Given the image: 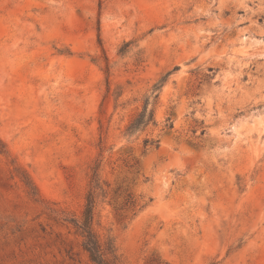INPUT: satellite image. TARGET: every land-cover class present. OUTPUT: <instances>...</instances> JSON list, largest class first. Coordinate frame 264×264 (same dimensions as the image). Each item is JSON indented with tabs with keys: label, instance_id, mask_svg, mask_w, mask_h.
<instances>
[{
	"label": "rangeland",
	"instance_id": "374dc122",
	"mask_svg": "<svg viewBox=\"0 0 264 264\" xmlns=\"http://www.w3.org/2000/svg\"><path fill=\"white\" fill-rule=\"evenodd\" d=\"M0 142V264H93L98 160L122 264H264V0H0Z\"/></svg>",
	"mask_w": 264,
	"mask_h": 264
},
{
	"label": "trees",
	"instance_id": "16d2710c",
	"mask_svg": "<svg viewBox=\"0 0 264 264\" xmlns=\"http://www.w3.org/2000/svg\"><path fill=\"white\" fill-rule=\"evenodd\" d=\"M167 76L157 82L152 87L151 92L145 95L142 109L126 128V136H134L145 131L150 125H157L155 107L160 100L161 92L167 82ZM173 128L174 122L170 117H167L165 121V130H172ZM202 134H205V130H202ZM143 144L146 149H158L160 141L145 139ZM102 151H104V147L102 148ZM0 152H5V146L1 142ZM100 168L101 162L98 160L92 168L90 187L82 216L77 217L74 215H66L64 221L71 224L75 228L78 235L82 238L83 249L89 255L93 264H122L114 238L108 236L104 240H101L94 230L97 207L101 202H105L109 197L106 184L101 179ZM25 182L30 191L35 194L37 191L36 186L28 176H25ZM124 207L125 206L118 209L122 210ZM144 207L145 205L141 206L140 210Z\"/></svg>",
	"mask_w": 264,
	"mask_h": 264
}]
</instances>
